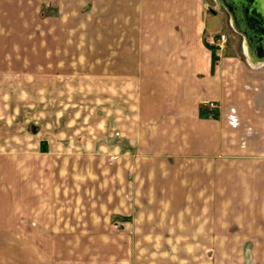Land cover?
<instances>
[{"label": "rangeland", "instance_id": "1", "mask_svg": "<svg viewBox=\"0 0 264 264\" xmlns=\"http://www.w3.org/2000/svg\"><path fill=\"white\" fill-rule=\"evenodd\" d=\"M197 1L200 6L193 8L205 22L204 44L210 51L215 32L226 33L238 48L229 14L212 0ZM112 2L0 0V200L15 191L14 204L22 208L23 177H30L31 229L51 227L45 232L58 236L34 245L32 252L45 255V264H207L208 259L219 264L211 247L141 241L160 237L161 231L147 225H161L164 214L147 203L143 175L131 177L125 166L119 167L118 159L136 150L129 98L112 80L116 51L111 42L118 29L113 15L120 8ZM122 8L119 22L126 25L117 34L124 51L118 54L131 57L135 26L127 6ZM50 30L64 35L57 40L64 59L56 64L42 54L46 45L55 44L54 33L44 37ZM105 41L111 45L105 48ZM116 168L123 169L119 177ZM122 215L133 219L119 231L113 218ZM145 219L148 224H141ZM136 233L137 247L132 246Z\"/></svg>", "mask_w": 264, "mask_h": 264}, {"label": "crops", "instance_id": "2", "mask_svg": "<svg viewBox=\"0 0 264 264\" xmlns=\"http://www.w3.org/2000/svg\"><path fill=\"white\" fill-rule=\"evenodd\" d=\"M125 1L110 3L120 7L113 15L118 29L111 42L116 51L112 80L120 85L119 94L129 98L136 153L118 159L119 167L125 166L131 177L143 175L147 203L164 214L161 225L141 222L161 231L157 242L141 241L211 247L219 264H264V48L250 46L233 30L239 47L228 41L212 53L204 44L205 22L193 8L200 6L197 0ZM125 5L135 26L131 57L118 54L124 51L117 33L126 25L119 22ZM59 32L44 33L47 38L54 33L55 49L50 43L42 54L45 59L51 55L55 64L64 59ZM109 44L105 41L104 47ZM230 113L237 116L236 125L230 123ZM116 170L119 177L123 169ZM11 178L27 179V185L22 208L14 204L15 191L0 200V264H45V255L32 252L34 245L58 236L45 232L51 227L31 229L30 177ZM131 218H113L115 228L123 231ZM136 234L135 247L140 243Z\"/></svg>", "mask_w": 264, "mask_h": 264}, {"label": "water", "instance_id": "3", "mask_svg": "<svg viewBox=\"0 0 264 264\" xmlns=\"http://www.w3.org/2000/svg\"><path fill=\"white\" fill-rule=\"evenodd\" d=\"M216 2L219 5L223 4L232 16L234 29L246 37L250 46L264 48V11L260 0H216Z\"/></svg>", "mask_w": 264, "mask_h": 264}, {"label": "built area", "instance_id": "4", "mask_svg": "<svg viewBox=\"0 0 264 264\" xmlns=\"http://www.w3.org/2000/svg\"><path fill=\"white\" fill-rule=\"evenodd\" d=\"M214 35L210 37L209 43L215 49L222 50L228 41V35L221 32H215ZM202 104L210 109L216 108V105L209 101H203ZM227 116L230 123L237 124V116L234 113H230Z\"/></svg>", "mask_w": 264, "mask_h": 264}, {"label": "flooded vegetation", "instance_id": "5", "mask_svg": "<svg viewBox=\"0 0 264 264\" xmlns=\"http://www.w3.org/2000/svg\"><path fill=\"white\" fill-rule=\"evenodd\" d=\"M261 2H262V10L264 11V0H260ZM213 3L215 4V5H217L218 7H220L223 11H225L227 14H229L228 12H227V10L225 9V7L223 6V4L221 5H219L217 2H216V0H214L213 1ZM210 11H211V9H210ZM212 12V11H211ZM253 18V17H252ZM228 22H229V24H232L233 22H232V16L229 14V19H228ZM233 25V24H232Z\"/></svg>", "mask_w": 264, "mask_h": 264}]
</instances>
